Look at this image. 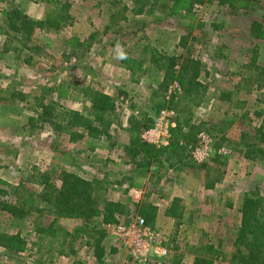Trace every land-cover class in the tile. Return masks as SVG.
<instances>
[{
  "label": "rangeland",
  "instance_id": "obj_1",
  "mask_svg": "<svg viewBox=\"0 0 264 264\" xmlns=\"http://www.w3.org/2000/svg\"><path fill=\"white\" fill-rule=\"evenodd\" d=\"M10 1L37 17H43L48 8L46 0ZM69 1L74 17L71 30L65 36L55 32L36 34V39L44 46L41 56H35L27 63L23 61L26 56L24 53L19 54V59L15 58L17 54L12 51L0 53V90H8V100L0 103V165L2 179L8 189L16 191V196L26 198L29 190H40L39 185L27 182L34 169L48 173L70 169L86 178L105 177L109 182L106 193L109 200L125 202L130 197L135 202L143 200L161 206L160 201H165L164 192H161L163 196H159L152 186L153 182L148 181L146 183L149 187L144 194H140L139 188L134 187L135 179L129 176L132 173L128 172L129 167L134 169L138 163L149 160L150 165L137 168L143 170L140 173L143 177L150 175L151 178L159 171L175 174L174 169L183 164L181 171L188 177L184 183L186 187H181L195 195L191 194L185 204L182 203L183 209H186L178 224L167 217L164 211L159 213L153 226H150L162 243L171 249L164 259L180 249L183 255L179 264H192L194 254L188 251L189 246L198 244L201 239L215 238L221 234L230 247L242 198L251 191H259L264 196V144L259 152L262 158L253 160L254 165H250V159L238 156L242 147L240 133L249 130L251 134L253 128L264 122V84L257 87L253 78L252 83L255 84L244 88L243 81L249 74L243 67L248 57L247 48L253 42L249 35L250 23L259 20L264 26V0H259L255 9H245L244 3L235 2V11L227 3L217 4V0L190 8L178 3L169 12L155 9L142 15H129L127 21L119 24L118 33L105 31V7L113 0ZM114 1L131 4V0ZM4 6V2L0 3V15ZM92 32L97 35L91 40V50L85 57L66 59L61 38L73 35L84 42ZM182 36H187L188 42L185 46H177ZM1 41L0 36V47ZM117 43L123 49L134 52L148 43L170 54L185 53L188 50L192 55L203 56L205 71L201 78L207 83L208 89L202 104L206 105L193 107L192 117L196 120L194 124L198 127V133L203 131L212 137L213 151L208 158L200 163L194 160L193 152L197 142L187 145L188 156L179 161L176 156L168 157L161 153L164 147L153 144H149V152L133 158L126 153L124 148L130 139L126 131L129 116L139 117L146 112L152 114L150 108L155 103L152 90L160 77L154 71H149L140 81H131L129 71L116 66ZM259 43V59L264 66V40ZM174 84H177L176 80L168 85L164 93L165 105L156 118L161 111L171 110L173 115L170 120H174L183 107L184 101L177 100L181 89L169 92L170 85ZM84 85L95 86L114 97L116 110L109 136L99 140L85 136L70 141L69 131L55 130L46 122L37 123L36 117L28 123V118L36 115L33 108L43 94L64 107L84 110L87 102L76 91L78 86ZM43 87L55 89L44 92ZM221 91L229 94L227 101L220 100ZM171 95L175 96L174 101H178L177 108L167 105L166 100ZM131 104L134 106L131 107ZM257 112L260 115H256ZM221 149L226 153L220 154ZM220 156L222 159L226 157L224 164L227 156H233L240 167L237 171L231 169L223 172L221 166L213 161ZM134 172L133 175L137 174ZM220 172L222 179L215 182L212 189L205 188L206 180L215 179ZM137 217L142 216L130 208L122 222ZM52 218L50 212L44 211L41 216L35 215L25 220L21 237L26 244L16 252L0 247V264H143L133 259L128 249L116 245L108 224L102 226L107 230V235L103 241L106 254L101 263L92 258L84 241L82 244L77 242L79 249L75 255L62 257L47 254L40 250L34 231L36 224L45 225ZM56 223L71 230L78 221L61 218ZM96 224L100 225L99 220H96ZM16 229V223L0 212V231L11 233ZM155 257L151 256L148 259L150 262L146 264H153Z\"/></svg>",
  "mask_w": 264,
  "mask_h": 264
},
{
  "label": "trees",
  "instance_id": "obj_2",
  "mask_svg": "<svg viewBox=\"0 0 264 264\" xmlns=\"http://www.w3.org/2000/svg\"><path fill=\"white\" fill-rule=\"evenodd\" d=\"M46 1H48V8L43 17H37L10 0H0V3H5L0 15L2 38L0 53L12 51L17 54L16 59H19L20 53H24L26 56L23 61L29 63L35 56H41L44 49L43 44L36 39V34L55 32L66 35L71 30L74 20L71 2L69 0ZM212 1L131 0V4L109 1L105 7L107 14L105 31L113 30L118 33L119 24L127 21L129 15H142L155 9L169 12L178 3L188 5L189 8L199 7ZM240 1L244 3L245 9H255L259 4V0H217V4L227 3L232 11H235L236 7L233 4ZM99 4L101 5L102 2ZM249 29L253 42L247 48L248 57L243 65L249 72L247 77L243 78L244 88L254 83H252L253 78L254 81L256 80V86L261 87L264 84V66L259 59L261 47L259 41L264 40V26L262 21L252 20ZM96 35L95 32L90 33L84 42L73 35L61 38L62 46L66 51V56L63 52L65 58L78 60L85 57L91 50L89 46ZM187 42L188 37L182 36L177 46H185ZM124 51L127 53V59L117 58L116 66L129 71L131 81L135 83L140 81V78L149 71H154L160 77L152 90L155 100L150 108L152 114L146 112L139 117L129 116L127 121L129 126L126 131L130 139L124 150L132 158L150 151L151 145L141 138V133L153 124L159 110L165 105L164 93L168 85L176 80L181 89L177 100H183L184 105L174 117L175 125L171 128L170 143L161 149V153L167 154L168 157L176 156L178 160L187 157V145L196 142L198 133V127L192 120V108L200 106L206 98L208 89L207 83L201 78L202 72L205 71L203 56L197 57L188 50L185 53L170 54L148 43L143 44L137 52L130 49H124ZM54 89L42 88L44 92H51ZM2 91L3 95H1ZM76 91L87 102L84 110L64 107L58 101L49 99L46 94H43L33 108L36 115L29 117L28 123L34 121L36 117L37 123L46 122L55 130L69 131L70 141L80 140L85 136L94 140L109 136L116 110L114 97L91 85L78 86ZM7 92L6 88L0 90V103L8 100ZM228 97H230L228 93L221 91L220 100L227 101ZM174 98L175 96L171 95L166 100L167 105L177 108L178 101H174ZM133 106L131 104V107ZM256 115L260 113L257 112ZM249 133V130L240 133L242 147L239 152L246 159H261L264 122L253 128L251 134ZM221 157H215L213 161L223 167L224 159ZM150 164L151 161L148 160L136 166ZM1 168L0 165V212L9 216L16 223L17 229L11 233L0 231V247L12 252L22 249L26 244L21 237L23 222L35 215L41 216L44 211H47L53 215V218L45 225H35V239L40 244V250L50 255L68 257L77 253L79 249L77 242L82 244L84 241L83 244L90 250L92 258L101 263L106 254L103 241L107 230L102 227L103 225L121 222L130 212V208H134L149 226H153L158 214V207L147 201L135 202L130 197L125 202L109 200L106 198L109 182L105 177L86 178L70 169L59 172L55 170L50 173L34 169L29 174L27 182L39 185L40 190H29L26 198L19 197V195L16 196V191L8 189L2 179ZM221 178L220 172L215 179H207L205 188H213L215 182ZM182 213L183 205L179 198H174L165 211V215L177 224L183 216ZM238 213L230 247L222 234L215 238L201 239L198 244L189 246L188 251L194 254L192 264H264V196L260 195L259 191L249 192L242 198ZM61 218L77 220L78 224L70 230L57 225V219ZM96 220H99L100 225L96 224ZM182 255L179 249L168 259L155 257L153 264H179ZM149 262L150 260L147 263Z\"/></svg>",
  "mask_w": 264,
  "mask_h": 264
},
{
  "label": "built area",
  "instance_id": "obj_3",
  "mask_svg": "<svg viewBox=\"0 0 264 264\" xmlns=\"http://www.w3.org/2000/svg\"><path fill=\"white\" fill-rule=\"evenodd\" d=\"M172 89L180 90V87L177 84L170 85L169 92ZM172 115L173 111L171 110L161 111L154 124L143 131L141 138L147 144L161 148L167 147L172 137L171 128L175 125L174 120H170ZM196 142L193 158L200 163L208 158L213 151L211 149L212 137L202 131L197 134ZM219 153L225 154L226 152L221 149ZM108 225L116 245L119 248L128 249L132 258L139 263H146L151 256L164 258L170 254L171 249L162 243L142 217H137L126 223L121 221Z\"/></svg>",
  "mask_w": 264,
  "mask_h": 264
},
{
  "label": "crops",
  "instance_id": "obj_4",
  "mask_svg": "<svg viewBox=\"0 0 264 264\" xmlns=\"http://www.w3.org/2000/svg\"><path fill=\"white\" fill-rule=\"evenodd\" d=\"M203 105L205 106L206 104L205 103L200 104V106H203ZM200 106H198V107H200ZM192 120L195 123L196 120H195L194 116L192 117ZM226 135H227V133H226ZM227 141H229V140H227ZM238 156L242 157L241 154H239ZM224 158H226V157H224ZM233 158H234L233 156H227L226 164H224L223 167L221 166V170L223 172H224V170L229 171L231 169H233L234 171L238 170V168L240 167V165H238L239 162L237 164V159L236 158L233 159ZM232 159H233V162H231ZM177 161H179V160L177 159ZM252 161L253 160H251L252 164H250V165L255 164V162L254 161L252 162ZM182 165H179V167L177 169L176 168L174 169L175 174H167L166 171H159L157 174H155L154 177H151V178H150V175L143 177L140 174L143 171L141 168L135 167L134 169H132L131 167H129L128 172L129 171H132V173H135L134 171L137 172V174H134V175L132 173H130L131 175H129V176H133V180L135 179V181H134L135 186L134 187L139 188L138 192L140 194H144V192L146 191V188L149 187L147 185L148 183H146L148 181L153 182L152 186H154L156 188L159 196H163V195H161V192L162 193L164 192L165 195L163 197H165V199H164L165 201L164 202L160 201V204L162 207L158 204V206H160V207L157 206L158 207L157 216L159 215L160 212L164 213V211H166L167 207L170 205V203L172 202V200L174 198L181 199L182 203L184 202V204H185V202L190 198L191 194L193 196L195 195V194H193V192H191V191L188 192L186 189L181 187V185L185 186L184 183L188 177L187 175L182 173V171H181ZM129 166H131V165H129ZM149 167L151 168L152 166H149ZM215 169H217V167ZM183 171H184V173L187 172L185 170H183ZM182 175H183V177H182ZM155 179H156V181H154ZM220 180H218L217 182H219ZM210 189H212V188H210ZM157 203H159V202H157ZM185 209L186 208H184L183 210L185 211Z\"/></svg>",
  "mask_w": 264,
  "mask_h": 264
},
{
  "label": "clouds",
  "instance_id": "obj_5",
  "mask_svg": "<svg viewBox=\"0 0 264 264\" xmlns=\"http://www.w3.org/2000/svg\"><path fill=\"white\" fill-rule=\"evenodd\" d=\"M115 50H116V55L118 59H121V60L127 59V53L124 51V49L119 43L116 44Z\"/></svg>",
  "mask_w": 264,
  "mask_h": 264
}]
</instances>
